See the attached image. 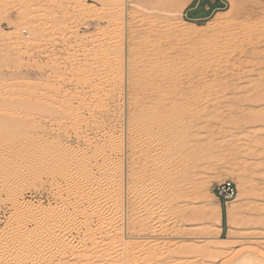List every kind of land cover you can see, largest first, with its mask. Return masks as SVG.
I'll return each instance as SVG.
<instances>
[{"label":"rangeland","instance_id":"1","mask_svg":"<svg viewBox=\"0 0 264 264\" xmlns=\"http://www.w3.org/2000/svg\"><path fill=\"white\" fill-rule=\"evenodd\" d=\"M198 1L0 0L1 252L28 264H99L108 259L104 243L118 244V255L135 242L126 245H138L130 261L110 263L154 264L159 253L158 264H264V0H219L193 18ZM154 113L163 119L159 139L129 128ZM111 143L123 146L122 157L114 148L102 162ZM64 145L69 160L59 155ZM85 161L93 178L113 168L98 178L110 180L115 211L103 219L93 200H82L77 220L92 215L90 228L78 220L63 252L43 244L35 258L37 237L26 241L25 230L41 231L44 212L68 217L63 176L85 185ZM224 180L236 186L227 203L214 192Z\"/></svg>","mask_w":264,"mask_h":264},{"label":"bare ground","instance_id":"2","mask_svg":"<svg viewBox=\"0 0 264 264\" xmlns=\"http://www.w3.org/2000/svg\"><path fill=\"white\" fill-rule=\"evenodd\" d=\"M206 9V8H205ZM208 9V8H207ZM172 11H174V10H172ZM235 12V11H234ZM174 14V13H173ZM176 14H177V16L178 15H181V12L180 11H178V12H176ZM38 27L37 26H35V25H33V27H31V36H32V38L31 39H29V40H27L26 41V43L27 44H29V42H32L33 41V39L35 38V35L37 34V32H38ZM19 35V34H18ZM17 35V36H18ZM240 46V45H239ZM244 46H245V44H244ZM251 46V45H250ZM117 49V48H116ZM117 50H120V49H117ZM120 52H122L121 50H120ZM248 54H246V56H247ZM250 56V55H249ZM69 59H72V56L71 55H69ZM215 70V69H214ZM217 71V70H216ZM215 71V72H216ZM208 75V74H207ZM214 75V74H213ZM223 75V74H222ZM221 75V76H222ZM264 75V74H263ZM224 76V75H223ZM163 79V78H162ZM132 82V81H131ZM144 82V81H143ZM185 83V82H184ZM188 87V86H187ZM137 88V87H136ZM206 88H208V86H206ZM227 90H228V88H227ZM231 89L229 88V91H230ZM235 90H237L238 91V89H235ZM240 90V89H239ZM232 91V90H231ZM230 91V92H231ZM180 92V87L179 86H174V88L172 89V94L173 95H176V94H178ZM205 92V91H204ZM226 92V91H225ZM233 92V91H232ZM236 92V91H235ZM260 92V91H259ZM214 93V92H213ZM227 95V94H226ZM262 95V94H261ZM114 96V95H113ZM151 96V95H150ZM257 96H259V95H257ZM256 96V97H257ZM94 97H95V99L96 100H98L99 98H100V94H99V91H95V94H94ZM188 97V96H187ZM216 97V96H215ZM217 97H220V96H217ZM261 97V96H260ZM148 98V97H147ZM239 98V97H238ZM166 99V98H165ZM179 99V98H178ZM185 99V98H184ZM205 99V98H204ZM252 99V98H251ZM257 99V98H256ZM263 99V98H262ZM221 100V99H220ZM224 100V99H223ZM254 100H255V98H254ZM240 101H242V100H240ZM252 101H253V99H252ZM132 102V101H131ZM178 102V101H177ZM244 102H246V101H244ZM247 102H249V101H247ZM255 102H256V100H255ZM252 102H251V100H250V104H251ZM150 104V103H149ZM247 104V103H246ZM96 105H98V104H96ZM96 105L91 109V116L93 117V113L96 111ZM159 106V105H158ZM199 106V105H198ZM205 106V105H204ZM134 108V107H133ZM136 108H138V107H136ZM201 108V107H200ZM171 110V109H170ZM135 111V110H134ZM185 112H187L186 110H184ZM180 113V112H179ZM184 113V112H183ZM196 113V112H195ZM202 113V112H201ZM151 114V113H150ZM141 115V114H140ZM174 115V114H173ZM187 115V114H186ZM184 116V115H183ZM82 117V116H81ZM166 117V116H165ZM238 117V116H237ZM236 117V118H237ZM241 118H243V116L241 117ZM240 118V119H241ZM75 119L76 120H73L72 121V123L73 124H76L78 121H80V119H78L77 117H75ZM82 119V118H81ZM191 119H192V117H191ZM244 119V118H243ZM78 120V121H77ZM163 119H162V116L159 114V113H154V115L151 117V119H148V120H146V121H140V120H138V119H132L131 120V122H130V124H129V128H131V129H133V130H136V131H141V129L140 128H144V129H147V130H149L151 133H152V135H155V137L157 138V139H159V135H158V128H156V126H158V125H160V123H161V121H162ZM130 121V120H129ZM242 121V120H241ZM245 121V120H244ZM186 122H187V120H186ZM186 122L184 121L183 123H182V125H181V128H184V127H186L187 125H186ZM231 123V122H230ZM238 123V122H237ZM242 123V122H241ZM244 123V122H243ZM78 124V123H77ZM115 123H114V121H111V120H109V123H108V126L109 127H111L112 128V126L114 125ZM201 124V123H200ZM240 123H238V125H239ZM166 125H169V126H171V125H173V121H172V119L170 120V121H167V123H166ZM199 126V125H198ZM235 126V125H234ZM140 127V128H139ZM206 127V126H205ZM39 128H42V126H39ZM199 128V127H198ZM200 130H202V129H200ZM143 131V130H142ZM175 132V131H174ZM141 133V132H140ZM168 133V132H167ZM132 134V133H131ZM148 134V133H147ZM135 135V134H134ZM191 136H192V134H191ZM139 137V136H138ZM141 137V136H140ZM165 137H167V136H165ZM190 138V137H189ZM146 139V138H145ZM162 139V138H161ZM146 141H147V139H146ZM155 141V140H154ZM140 142V141H139ZM145 143V142H144ZM154 143V142H153ZM172 140H170V141H167L166 143H165V145H167V146H172ZM137 146H139V145H137ZM143 147V146H142ZM114 148H118V150H119V152H120V156L122 157V154H123V146L121 145V146H117V147H114L113 145H112V143H111V145H109L108 144V146H107V149L104 151L103 149H101V151H103L102 153H101V155L100 156H102V162H107V161H109V162H111V160H112V155H113V153H114ZM153 148H154V146H153ZM145 149V148H144ZM160 149V148H159ZM70 148H69V146L67 147V146H63V149L62 150H60L59 151V155H61V156H65L66 158H67V160H69L70 159V157L68 156V155H71L72 154V152H70ZM128 150V149H127ZM137 150V149H136ZM141 151H142V149H141ZM144 151V150H143ZM144 152H146V151H144ZM45 153L47 154V155H52L51 153H50V151H48V150H45ZM156 153V152H155ZM153 154V153H152ZM94 156H99V153H98V155H97V151H95L94 153H93V157ZM171 156V155H170ZM146 157V156H145ZM160 157V156H159ZM177 158V157H176ZM146 159V158H145ZM177 160V159H176ZM146 161V160H145ZM167 162V161H166ZM143 163V162H142ZM141 163V165H143ZM161 163V162H160ZM177 163V162H176ZM83 168H82V170H81V175H82V177H83V182H82V184H85V185H82V186H77V185H75V184H72L73 183V181H74V177H73V173L72 172H70V171H68V172H65L64 173V176H63V182L65 181V186H67V188L69 189H72L71 191H72V193H73V195L74 196H70V193H69V190L66 188V190H67V192H66V194H65V197H64V200H67V202H69V201H71L69 204L71 205V207H72V210H71V212H70V214L68 215V217L66 218V219H64V220H62V221H54L53 219H52V217L51 216H49L46 212H44L42 215L40 214V217H39V221L41 222L40 223V225H41V231H39L38 233L37 232H35L34 231V229H27V230H25V233H26V236L23 234V237H26V241L27 240H29V238H31V237H33L34 239L37 237V239L35 240V242L33 243V244H37V245H35V247H33V248H35L34 249V255H35V258H37V257H40V253L43 251L42 249H45L46 250V248H43V247H45V245H43V244H47L46 246H47V248H48V250L51 248V247H53V248H56V249H54V250H59V251H61V252H63V250H64V248H65V246L67 245V241L69 240V238H70V236H71V230H73L72 228H71V230H70V227H73V228H75L74 230H76V228L79 226V225H81V227H82V225L84 226V227H86L85 229L87 230V228L89 229L90 228V216H92V215H86V214H84L83 213V215H86L83 219H82V217L80 218L81 220H79V221H81V223H79V221L77 220V218L81 215L80 213H79V209H81L80 208V206H79V204L81 203V201L82 200H90V201H92V203H88V204H90L89 206H92L93 204H95L98 208H99V210L97 211V214H98V216L99 215H101V216H99V217H102L103 219L105 218V216H106V214H110V215H112V213H113V211H115V210H113V207H112V205H113V202H114V199H113V191H112V189H111V184H110V180H108V178H106L104 181H101L100 180V178H98L100 175H102V174H105V175H109L110 174V172H112L113 171V168H109V166H108V163L107 164H105V166H104V168H103V170L104 171H100V169H98L99 170V176H96V178H93L94 177V173H92V169L91 168H89L88 166H89V161H85V163H83ZM167 165V164H166ZM189 165H190V163H189ZM165 167V166H164ZM167 167V166H166ZM170 167V166H169ZM188 167V166H187ZM162 168V167H161ZM172 168V167H171ZM192 168V167H191ZM190 168V169H191ZM169 169V168H168ZM164 171V170H163ZM170 171V170H169ZM163 174V173H162ZM165 174V173H164ZM170 174V173H169ZM187 174V173H186ZM243 174V173H242ZM195 175V174H194ZM197 175V174H196ZM191 176V175H190ZM163 178V177H162ZM165 178V177H164ZM198 178V177H197ZM189 180V179H188ZM180 181V180H179ZM240 181V180H239ZM86 182H95L94 184H95V186H96V190H92L90 187L89 188H87V184H86ZM175 182V181H174ZM196 183V182H195ZM202 183V182H201ZM244 183V182H243ZM239 184V183H238ZM173 185V184H172ZM190 185V184H189ZM240 186V185H239ZM179 187V186H178ZM244 187V186H243ZM241 189H242V186H241ZM122 188L120 189V191L119 192H122ZM166 191V190H165ZM189 192V191H188ZM98 193H102V195L103 196H101L102 198H96V196H98L97 194ZM137 193V192H136ZM166 193V192H165ZM178 193V192H177ZM187 193V192H186ZM244 193V192H243ZM9 194V193H8ZM189 194V193H188ZM191 194V193H190ZM101 195V194H100ZM181 195V194H180ZM6 196H7V194H6ZM9 197H10V199L8 200L9 202H10V200H11V198H12V202H13V199H14V197H16V199L15 200H17L18 199V197L14 194L13 195V193H10L9 195H8ZM182 196V195H181ZM20 197V196H19ZM21 198V197H20ZM184 198V197H183ZM193 198V197H192ZM191 198V199H192ZM6 199V198H5ZM8 199V198H7ZM179 199V198H178ZM188 199V198H187ZM14 200V201H15ZM86 200H85V202H86ZM190 200V199H189ZM5 201V200H4ZM89 201V202H90ZM102 202V203H100V202ZM186 201V200H185ZM11 202V203H12ZM20 202H21V200H20ZM15 204H16V201L14 202ZM18 203H19V201H18ZM17 203V204H18ZM82 203H83V201H82ZM87 203V202H86ZM87 204V205H88ZM17 206V205H16ZM26 206V205H25ZM28 207H29V205H27ZM27 207V208H28ZM31 205H30V209H31ZM26 208V207H25ZM26 208V209H27ZM125 208V207H124ZM29 209V210H30ZM28 210V211H29ZM120 210V212H121V210L122 209H119ZM126 210V209H125ZM31 211H32V209H31ZM122 212H123V210H122ZM190 212V211H189ZM31 213V212H30ZM151 213V212H150ZM96 214V215H97ZM123 214V213H122ZM184 214H186V213H184ZM190 214V213H189ZM189 214H188V216H189ZM79 215V216H78ZM124 215V214H123ZM125 216V215H124ZM128 216V215H127ZM138 216V215H137ZM145 216V215H144ZM107 217V216H106ZM134 218H135V216H134ZM133 218V219H134ZM32 219H34L33 217H32ZM93 219V218H92ZM144 220V219H143ZM77 221H78V223H79V225H78V223H77ZM92 221V220H91ZM132 222H134V221H132ZM20 223V221L18 220L17 221V224H19ZM77 223V225H75ZM131 223V222H130ZM77 226V227H75V226ZM130 225V224H129ZM138 225H139V223H138ZM141 225V224H140ZM83 227V228H84ZM128 227V226H127ZM139 227V226H138ZM123 228H124V226H123ZM145 228V227H144ZM125 229V228H124ZM78 230V229H77ZM80 230V229H79ZM79 230H78V232H79ZM136 230V229H135ZM142 230V229H141ZM83 231H84V229H83ZM77 232V233H78ZM124 232V231H123ZM81 233H82V231H81ZM121 234H123L122 232H121ZM78 235V234H77ZM73 236V235H72ZM29 237V238H28ZM46 237H48L49 239L46 241V240H44V238H46ZM114 237V236H113ZM84 238V237H83ZM86 238V237H85ZM85 238L84 239H81V240H84V242H85ZM94 238V237H93ZM119 238H121V237H119ZM88 239H89V237H88ZM124 239V238H123ZM122 238L121 239H118L119 240V242H121V241H124ZM90 240H92L91 238H90ZM89 240V241H90ZM95 240V239H94ZM94 240H92V241H94ZM114 241V240H113ZM48 242V243H47ZM91 242V241H90ZM118 242V241H117ZM95 243H96V240H95ZM95 243L93 242V244L95 245ZM114 243V242H113ZM113 243H111V242H107V243H104V245H102V246H106L105 248H106V255L108 256V259L107 260H105V262H100L99 264H113V263H110V261L112 260L111 259V257H114L115 259H116V257H117V259H119V261L121 262V263H124V262H127L129 259H131V256L133 257V251H136L137 250V248L136 247H138V243L135 245L136 247L134 248V247H131V248H134V250L133 251H130L131 249L129 248L130 246H127L126 247V245H133V244H135V242H133L132 244L130 243L129 244V242H127L126 244H125V248H123L122 247V250L123 251H121L118 255H116L117 254V252L116 251H118V244H113ZM116 243V242H115ZM91 244V243H90ZM139 246H140V244H139ZM142 247V245L139 247V248H141ZM145 248V247H144ZM129 249V250H128ZM136 249V250H135ZM142 249H143V247H142ZM4 251L3 252H1V250H0V264H28L27 262H25V260L24 259H22V258H17V256L15 257V255H14V257H13V255H12V253L13 252H11V249H3ZM44 250V251H45ZM57 250V251H58ZM148 251L147 249H143V251L144 252H146V251ZM51 251V250H50ZM132 252V253H130V252ZM138 252V251H137ZM137 252H135V253H137ZM140 252V253H139ZM139 252H138V254H140V256L139 255H137V257L139 256V257H141L142 255H141V252H142V250L140 251L139 250ZM171 252V251H170ZM169 252V253H170ZM173 252V254L175 253L174 251H172ZM147 253V252H146ZM169 253H167L168 255H169ZM43 254H44V252H43ZM157 254V253H156ZM162 254V253H161ZM172 254V253H171ZM176 254V253H175ZM12 255V256H11ZM136 255V254H135ZM146 254L144 253V255L143 256H145ZM148 256V253H147V255H146V257ZM158 256H160L159 255V253H158ZM158 256H156L155 255V257H156V259H158L157 257ZM162 256L164 257V254L163 255H161V258H162ZM167 256V255H166ZM164 257V258H168V257ZM176 256V255H175ZM7 257V258H6ZM9 257V258H8ZM135 257V256H134ZM146 257H144V258H146ZM154 257V256H153ZM154 257V258H155ZM171 257V255H169V258ZM3 258H5V260H4V262H2L1 261V259H3ZM41 258V257H40ZM143 258V257H142ZM152 258V257H151ZM154 258H152L153 259V262H154V264L156 263V264H158V261L156 262L155 260H154ZM239 258V257H238ZM31 259V258H30ZM34 259V258H33ZM39 259V258H38ZM48 259V258H47ZM47 259H45V260H47ZM148 259H150V258H147V259H144L145 261H148ZM152 259L150 260V261H152ZM160 259V258H159ZM158 259V260H159ZM172 259V258H171ZM24 260V261H23ZM136 260H137V258H136ZM140 260V259H139ZM165 260V259H164ZM167 260H169L170 261V259H167ZM230 260V259H229ZM242 260V259H241ZM240 260V262H242ZM26 261H28V260H26ZM31 261V260H30ZM30 261H28V262H30ZM48 261V260H47ZM50 261V260H49ZM117 261V260H116ZM130 261V260H129ZM132 261V260H131ZM133 261H135V260H133ZM149 261V262H150ZM160 261V260H159ZM161 261H162V259H161ZM227 261V260H226ZM238 261H239V259H238ZM238 261L237 260H235V261H233V263H231V264H241V263H238ZM251 260H246L245 261V264H251V262H250ZM118 262V261H117ZM143 262V261H142ZM141 262V263H142ZM152 262V263H153ZM165 262V261H164ZM168 262V261H167ZM172 262V261H171ZM30 263H32V262H30ZM144 263V262H143ZM173 263V262H172ZM225 263V262H224ZM41 264V263H40ZM145 264H150V263H146L145 262ZM162 264V263H161ZM168 264V263H167Z\"/></svg>","mask_w":264,"mask_h":264},{"label":"built area","instance_id":"3","mask_svg":"<svg viewBox=\"0 0 264 264\" xmlns=\"http://www.w3.org/2000/svg\"><path fill=\"white\" fill-rule=\"evenodd\" d=\"M214 192L221 201L227 203L236 196V186L232 181L224 180L215 186Z\"/></svg>","mask_w":264,"mask_h":264},{"label":"water","instance_id":"4","mask_svg":"<svg viewBox=\"0 0 264 264\" xmlns=\"http://www.w3.org/2000/svg\"><path fill=\"white\" fill-rule=\"evenodd\" d=\"M206 6L208 7V9H205ZM219 7V0H200L197 3V7L190 10V15L193 18L196 16L206 17Z\"/></svg>","mask_w":264,"mask_h":264}]
</instances>
